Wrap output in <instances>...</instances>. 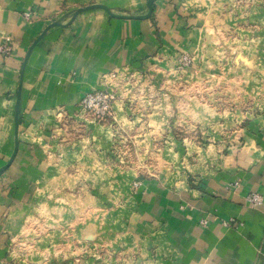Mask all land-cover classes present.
<instances>
[{"label": "crops", "instance_id": "0c3cea01", "mask_svg": "<svg viewBox=\"0 0 264 264\" xmlns=\"http://www.w3.org/2000/svg\"><path fill=\"white\" fill-rule=\"evenodd\" d=\"M147 3L0 0V264H264V0Z\"/></svg>", "mask_w": 264, "mask_h": 264}, {"label": "built area", "instance_id": "2783aa9c", "mask_svg": "<svg viewBox=\"0 0 264 264\" xmlns=\"http://www.w3.org/2000/svg\"><path fill=\"white\" fill-rule=\"evenodd\" d=\"M29 16L28 13L25 14ZM12 51V40L7 37L5 41L0 44V54L9 55ZM191 62L188 55H182L179 58V66L187 67ZM112 78L118 81V84H122L123 94L125 97L122 98L116 88H111V84L105 82L106 88L103 89H92L85 92L80 98L77 104V115L83 120L91 119L96 122L114 121V110L113 105L116 101L120 100L124 105L131 102V98L136 95L135 88L139 83V79L132 74H125L123 76L117 73L111 74ZM110 87V88H109ZM248 202L251 205H258L261 202V198L256 193H251L247 197Z\"/></svg>", "mask_w": 264, "mask_h": 264}, {"label": "rangeland", "instance_id": "374dc122", "mask_svg": "<svg viewBox=\"0 0 264 264\" xmlns=\"http://www.w3.org/2000/svg\"><path fill=\"white\" fill-rule=\"evenodd\" d=\"M178 63H179V60H178ZM184 68H186V67H180L179 66V69L176 70L177 72L172 74L173 77H175V88H176L175 91L178 90L179 92H182V91L185 90L184 88L186 86V83L184 84V81H183L184 78H185V73L182 71V70H184ZM205 86H206V91H208L210 94L214 93L215 90H214V86L213 85L207 83V84L203 85V88ZM226 88H227V85H224V92L230 90V88H227V89ZM225 89H226V91H225ZM191 90L194 91L193 93H195V95L197 96V93L199 91L198 90V86L196 85L195 88H191ZM188 92H191V91L189 90ZM207 102H208L209 105H211V104H214L215 101H214V99L213 100L208 99ZM238 102H239V105L242 104L241 101H238ZM236 103H237V100H231L230 99V93L226 94V97L224 99H222V101H221L223 109H229V106H233L235 108V106H236L235 104ZM224 131H225V129H224ZM223 133L225 134V132H223ZM197 134L200 136V133H198V132L197 133H190V132H187V131H179V132H174L173 133L176 141L183 140V138H186V136H188V135H197ZM256 194H258L260 196L261 202L259 204H261L262 203V197H261V195L259 193H256ZM203 222L205 223V221H203Z\"/></svg>", "mask_w": 264, "mask_h": 264}, {"label": "water", "instance_id": "95a60500", "mask_svg": "<svg viewBox=\"0 0 264 264\" xmlns=\"http://www.w3.org/2000/svg\"><path fill=\"white\" fill-rule=\"evenodd\" d=\"M154 0H148V3H147V7L149 9V14L151 13L152 11V3H153ZM86 9V8H85ZM84 9H80V11H82Z\"/></svg>", "mask_w": 264, "mask_h": 264}]
</instances>
